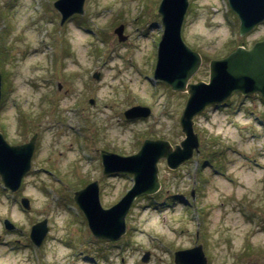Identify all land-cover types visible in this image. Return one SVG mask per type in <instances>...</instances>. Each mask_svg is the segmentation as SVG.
<instances>
[{
	"label": "rangeland",
	"instance_id": "374dc122",
	"mask_svg": "<svg viewBox=\"0 0 264 264\" xmlns=\"http://www.w3.org/2000/svg\"><path fill=\"white\" fill-rule=\"evenodd\" d=\"M53 1L0 0V130L10 144L38 132L17 193L0 181V264H175V249L200 243L207 264H264V102L257 93H234L227 106L194 116L199 152L175 170L160 160V189L136 199L120 239L92 235L74 190L98 180L100 203L109 207L132 185L129 172L101 173L100 149L128 155L145 138L179 143L189 92L153 78L160 0H84L83 12L62 25ZM184 15L180 36L202 57L189 83L207 82L210 59L264 38V20L237 33L227 0H189ZM118 23L123 41L112 29ZM136 103L151 113L125 118L123 109ZM4 218L16 229H5ZM43 219L48 231L36 247L28 235Z\"/></svg>",
	"mask_w": 264,
	"mask_h": 264
},
{
	"label": "water",
	"instance_id": "95a60500",
	"mask_svg": "<svg viewBox=\"0 0 264 264\" xmlns=\"http://www.w3.org/2000/svg\"><path fill=\"white\" fill-rule=\"evenodd\" d=\"M84 0H55L54 6L61 13V23L74 12H81ZM230 7L240 19L239 33L244 34L256 23L264 19V0H228ZM189 0H161L158 12L164 25L157 49L154 78L167 81L173 89L187 90L189 98L180 118L185 138L175 147L165 139H144L136 153L120 155L101 151L103 172H131L133 184L118 202L109 208H103L99 201L98 183L96 180L87 183L74 192L76 205L85 215L93 235L108 239H117L125 231V216L132 201L143 194H152L160 186L158 179V161L166 159L171 169L198 151V138L193 130V117L205 105L226 99L234 91L243 94L259 91L264 97V39L256 41L249 49L238 46L232 53L210 61L209 82L189 83L188 79L200 65V54L188 47L182 40L181 24ZM122 26L116 28L121 34ZM1 94V75H0ZM149 109L133 106L125 111L127 117L146 116ZM0 132V176L4 184L16 190L22 176L30 169L36 135L29 141L10 145ZM23 207L29 208V200L22 198ZM7 228H12L10 221L5 220ZM47 232L46 219L32 225L30 238L40 245ZM149 252L144 254L147 260ZM201 246L175 252V262L182 264H206Z\"/></svg>",
	"mask_w": 264,
	"mask_h": 264
},
{
	"label": "trees",
	"instance_id": "16d2710c",
	"mask_svg": "<svg viewBox=\"0 0 264 264\" xmlns=\"http://www.w3.org/2000/svg\"><path fill=\"white\" fill-rule=\"evenodd\" d=\"M4 74V77H5V72L3 73ZM3 87H4V84H3ZM5 88V87H4ZM3 91H4V89H3Z\"/></svg>",
	"mask_w": 264,
	"mask_h": 264
}]
</instances>
